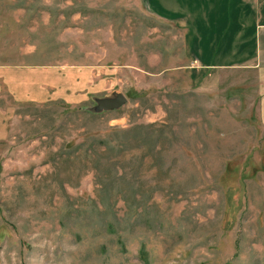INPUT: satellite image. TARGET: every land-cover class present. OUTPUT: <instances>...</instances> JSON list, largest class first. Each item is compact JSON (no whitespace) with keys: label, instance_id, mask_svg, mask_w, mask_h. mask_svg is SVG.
<instances>
[{"label":"rangeland","instance_id":"374dc122","mask_svg":"<svg viewBox=\"0 0 264 264\" xmlns=\"http://www.w3.org/2000/svg\"><path fill=\"white\" fill-rule=\"evenodd\" d=\"M237 2L200 4L204 22L225 26L214 25V44L222 51L229 43L230 55L241 53L235 33L248 20ZM173 3L0 0V64L78 63L86 41L87 62L119 67L112 90L77 104L0 93V264H264L259 77L238 54L192 84L191 68L178 66L191 65L186 31L201 19L188 0L176 1L177 13ZM246 49L252 54V37ZM113 91L127 103L93 113L96 98ZM138 124L145 144L111 140V128ZM104 136L127 145L109 149ZM115 172L132 178L127 191L148 195L142 205L116 197L118 184L100 202L99 182Z\"/></svg>","mask_w":264,"mask_h":264},{"label":"crops","instance_id":"0c3cea01","mask_svg":"<svg viewBox=\"0 0 264 264\" xmlns=\"http://www.w3.org/2000/svg\"><path fill=\"white\" fill-rule=\"evenodd\" d=\"M173 1L172 9H168L163 5L162 7L173 13L180 12L177 5H175L177 0ZM188 2L192 4L190 5L192 10L196 9L195 11L198 12L196 17L201 19V24H194V27L190 26L186 31V34H189L188 39L190 41L188 51L193 56L191 65H179L178 67H190L189 77L192 84H199L202 77L211 76L219 69L228 67L227 64L230 63L231 55L236 56L239 51L232 50L230 55V47L227 48L229 43L222 51H219V45L214 44L213 36L215 33L213 28L218 26V29L223 30L225 26L223 24H214L216 25L214 26L208 19L207 22L203 21L205 17L207 18L200 5L203 0H188ZM237 3L238 8L244 9V15L248 19L238 24L235 33L241 51L239 59L240 63L245 64L244 67L253 68L259 77L258 89L261 94L258 111L264 119V0H238ZM78 31L86 39L88 34L86 29L78 27ZM98 33L100 39L97 42L101 44L102 30L100 29ZM216 33L220 34V32ZM222 34H225V32L223 31ZM250 37L253 40L252 54L246 49ZM83 44L85 52L81 58L84 61L78 63L0 64V93L5 91L14 100L21 102L43 103L53 99H62L68 103L77 104L87 99L90 93L103 92L107 86H111L109 89L112 90L114 85L113 75H115V82L119 80L118 65H105L101 61L87 62L86 41ZM124 66L130 65L127 63ZM141 71L144 72L143 69ZM107 73H109V78L104 80ZM5 114V109L0 106V138L5 132Z\"/></svg>","mask_w":264,"mask_h":264},{"label":"trees","instance_id":"16d2710c","mask_svg":"<svg viewBox=\"0 0 264 264\" xmlns=\"http://www.w3.org/2000/svg\"><path fill=\"white\" fill-rule=\"evenodd\" d=\"M94 113V112H93ZM152 125V124H149ZM139 128L140 130L145 129L146 126L142 125V124H138L136 125V127H132V128H128V130L126 129H117V128H111L109 131L110 134H114V136L111 137V140L113 139V137H121V139H130V137H133L134 139L141 141L143 144H145V140L146 138H142L140 140V138H137L138 136H136L138 133H140V131L137 129ZM155 130V129H154ZM134 133V134H133ZM159 135H161V133H159ZM88 137H94L89 135ZM96 138V137H95ZM100 138V137H97ZM104 141H105V145L109 148H115L118 147L119 149H123L126 147V142H116V144H112L111 141H109L107 138V136L101 137ZM158 139V138H157ZM155 144H152V149H154ZM95 167H103L102 162L101 161H94L93 162ZM107 163V162H106ZM133 175V174H132ZM132 178H128L126 179L124 174L118 175L116 172L113 174L112 178H106L104 181L99 182L100 184V202L102 204L106 203V199L110 193V191L112 190V188L118 184L120 185L119 188H117L116 190V197H118L119 199L124 200V202L126 203V201L128 199H133V200H138L139 202H136V206H140L142 205V200H144V198H147L148 195H144L143 192H138V191H127L126 188L128 186V184H130L132 182ZM141 197L140 199H138L137 197ZM107 229L108 230H112V228L114 227V224L112 222H107L106 224ZM117 243L121 246L122 249H124V241L121 235H119L117 237ZM140 257L141 259L144 261V263L148 262V253L145 250L144 246L140 247V251H139Z\"/></svg>","mask_w":264,"mask_h":264},{"label":"water","instance_id":"95a60500","mask_svg":"<svg viewBox=\"0 0 264 264\" xmlns=\"http://www.w3.org/2000/svg\"><path fill=\"white\" fill-rule=\"evenodd\" d=\"M127 103V97L124 93L113 91L111 95H105L96 98V104L91 109L94 113L116 110Z\"/></svg>","mask_w":264,"mask_h":264}]
</instances>
